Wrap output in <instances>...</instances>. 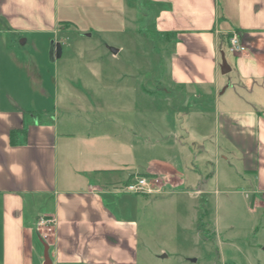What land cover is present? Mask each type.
Returning <instances> with one entry per match:
<instances>
[{"label": "crops", "instance_id": "crops-1", "mask_svg": "<svg viewBox=\"0 0 264 264\" xmlns=\"http://www.w3.org/2000/svg\"><path fill=\"white\" fill-rule=\"evenodd\" d=\"M131 1L125 11L138 19L145 5L166 38L169 92L148 129L135 102L59 87L60 0H0V264H44L42 243L50 264H137L131 206L112 188L141 175L206 205L234 190L250 232L264 231V0ZM233 34L243 54L230 52ZM41 218L53 220L48 239ZM229 244L218 241L222 258Z\"/></svg>", "mask_w": 264, "mask_h": 264}, {"label": "rangeland", "instance_id": "rangeland-1", "mask_svg": "<svg viewBox=\"0 0 264 264\" xmlns=\"http://www.w3.org/2000/svg\"><path fill=\"white\" fill-rule=\"evenodd\" d=\"M86 1L91 6L85 10L80 4ZM104 2L108 8H102ZM125 7L124 0H60L59 21L70 28H60L62 34L54 36L62 43V56L55 63L57 80L62 89L71 82L86 87L96 100L135 102L143 113V128L148 129L155 105L169 92L166 38L152 29L145 5L138 7V19L133 4L130 10ZM136 19L141 23L136 25ZM149 184L151 194H127L121 192L122 185L112 188L120 202L131 206L130 218L125 219L137 226V264H264V231L250 232V216L234 190L220 196L225 199L220 206L214 194L206 205L197 192L189 200L167 195L157 181ZM42 229L45 239L50 238L52 227ZM220 238L234 244L220 246L223 258L216 248Z\"/></svg>", "mask_w": 264, "mask_h": 264}, {"label": "built area", "instance_id": "built-area-1", "mask_svg": "<svg viewBox=\"0 0 264 264\" xmlns=\"http://www.w3.org/2000/svg\"><path fill=\"white\" fill-rule=\"evenodd\" d=\"M230 52L234 54H243L245 52V47L240 40V37L233 34L228 39ZM150 182H156L154 179L148 177H135L130 183L123 186L121 192L127 194H151ZM38 225L45 227L50 230L53 226V220L51 218H41L38 220Z\"/></svg>", "mask_w": 264, "mask_h": 264}, {"label": "water", "instance_id": "water-1", "mask_svg": "<svg viewBox=\"0 0 264 264\" xmlns=\"http://www.w3.org/2000/svg\"><path fill=\"white\" fill-rule=\"evenodd\" d=\"M110 52L112 54H115L117 52V50L113 49V48H109ZM220 72L221 74L225 75L226 73L229 72V67L224 59V56H221V66H220ZM43 246V260H44V264H50V260L48 257V246L45 243H42ZM163 258L165 257L164 255L162 256Z\"/></svg>", "mask_w": 264, "mask_h": 264}, {"label": "trees", "instance_id": "trees-1", "mask_svg": "<svg viewBox=\"0 0 264 264\" xmlns=\"http://www.w3.org/2000/svg\"><path fill=\"white\" fill-rule=\"evenodd\" d=\"M24 130H15V131H11L10 132V144L11 145H16V143H18L19 140V136L22 135L24 136ZM142 177H148L147 175H141Z\"/></svg>", "mask_w": 264, "mask_h": 264}]
</instances>
